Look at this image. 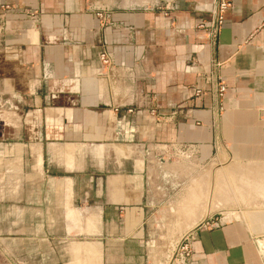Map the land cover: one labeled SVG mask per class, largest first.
I'll use <instances>...</instances> for the list:
<instances>
[{"label": "crops", "instance_id": "crops-1", "mask_svg": "<svg viewBox=\"0 0 264 264\" xmlns=\"http://www.w3.org/2000/svg\"><path fill=\"white\" fill-rule=\"evenodd\" d=\"M211 5L0 0V107L21 129L0 139V264H155L156 231L175 248L188 237L189 264H264V222L172 215L188 183L171 169L179 146L264 166V0H231L215 48L197 30ZM215 61L219 107L194 94ZM78 124L114 142L77 141Z\"/></svg>", "mask_w": 264, "mask_h": 264}, {"label": "rangeland", "instance_id": "rangeland-1", "mask_svg": "<svg viewBox=\"0 0 264 264\" xmlns=\"http://www.w3.org/2000/svg\"><path fill=\"white\" fill-rule=\"evenodd\" d=\"M2 100L5 101V99ZM1 104L3 105V103ZM104 110L103 107L97 108L96 115L103 116ZM16 117L17 115L10 111L7 105L0 107V139L13 142L21 136L19 133L21 129L15 122ZM106 124L109 126L110 132V128L113 127L112 120L108 119ZM23 129L26 131V128ZM33 131L36 132L34 129L29 128L28 130L31 134ZM86 131L78 124L76 140L114 142L112 140L115 135L112 133L108 132V135L105 136L101 133L96 134L95 131L87 133ZM5 141L3 143H6ZM172 154L174 157L171 158V161L175 165L171 169L183 170V176L180 179L188 182L183 185L185 189L182 199H178V209L174 210L172 214L177 221L184 218L185 215H189L190 218L193 215V217H197V220L203 215L205 216L204 220H209L210 225L217 224L218 226L246 221L253 224L255 219L264 222V171L260 168L262 165L247 167L232 163V160L222 152L219 157L213 156L206 162L200 161L195 152L190 150L182 151L181 154L176 148L172 150ZM167 164L170 165V163ZM185 191H188V194ZM168 228L172 231L177 227ZM159 233L156 231L158 235H154L147 243L154 251L152 259L155 264H167L170 260L169 256L166 259H161L156 255L160 250L173 252L175 242L163 240L164 237L161 238ZM259 244L264 246V242H259Z\"/></svg>", "mask_w": 264, "mask_h": 264}, {"label": "built area", "instance_id": "built-area-1", "mask_svg": "<svg viewBox=\"0 0 264 264\" xmlns=\"http://www.w3.org/2000/svg\"><path fill=\"white\" fill-rule=\"evenodd\" d=\"M230 6L231 0H212L210 20L207 23H202L197 26V30L204 32L205 38L207 39L209 45L213 48L217 46L219 32L222 28L225 15L230 9ZM11 9L12 8L10 6H2L0 8V40L2 39L6 30V22L2 17L9 13ZM165 10H172V7L166 6ZM99 60L101 65L110 67L114 60V54L113 52H103L100 54ZM220 67L221 63L217 61L213 62L210 72L197 76L198 85L194 89L196 98L201 97L205 92L209 91L212 97L215 99V103L218 105V107L221 104L226 92V88L219 76ZM177 150L181 154L182 151L186 152L189 150L195 152V154H198V149L193 146H179ZM212 226L218 227L217 224H213ZM169 258L170 260L167 264H189L190 247L188 237H185L183 241L177 245Z\"/></svg>", "mask_w": 264, "mask_h": 264}, {"label": "bare ground", "instance_id": "bare-ground-1", "mask_svg": "<svg viewBox=\"0 0 264 264\" xmlns=\"http://www.w3.org/2000/svg\"><path fill=\"white\" fill-rule=\"evenodd\" d=\"M110 122V121H109ZM261 170L264 171V166H260ZM235 215V214H234ZM205 217V216H204Z\"/></svg>", "mask_w": 264, "mask_h": 264}]
</instances>
